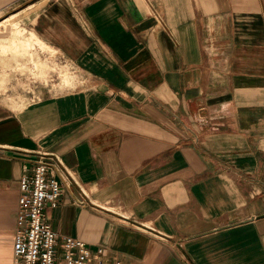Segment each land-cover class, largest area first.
<instances>
[{"label":"crops","instance_id":"obj_1","mask_svg":"<svg viewBox=\"0 0 264 264\" xmlns=\"http://www.w3.org/2000/svg\"><path fill=\"white\" fill-rule=\"evenodd\" d=\"M16 9L87 86L0 105V264L39 150L61 159L52 227L88 264H264V0H0Z\"/></svg>","mask_w":264,"mask_h":264},{"label":"rangeland","instance_id":"obj_2","mask_svg":"<svg viewBox=\"0 0 264 264\" xmlns=\"http://www.w3.org/2000/svg\"><path fill=\"white\" fill-rule=\"evenodd\" d=\"M13 10L0 17V105L18 111L48 96L86 87L82 72L55 47L41 40ZM10 16V17H9ZM7 82V84H6ZM39 102V103H40Z\"/></svg>","mask_w":264,"mask_h":264},{"label":"built area","instance_id":"obj_3","mask_svg":"<svg viewBox=\"0 0 264 264\" xmlns=\"http://www.w3.org/2000/svg\"><path fill=\"white\" fill-rule=\"evenodd\" d=\"M59 164V156L39 150L32 176L21 179L14 264H56L59 241L66 264H88L93 257L84 240L55 231L47 215V207H56L62 194V184L56 176Z\"/></svg>","mask_w":264,"mask_h":264}]
</instances>
